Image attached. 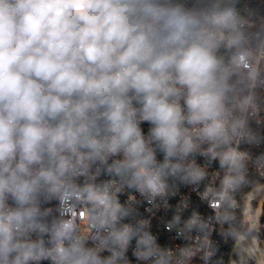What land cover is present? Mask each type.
Segmentation results:
<instances>
[{"label": "clouds", "instance_id": "obj_1", "mask_svg": "<svg viewBox=\"0 0 264 264\" xmlns=\"http://www.w3.org/2000/svg\"><path fill=\"white\" fill-rule=\"evenodd\" d=\"M208 23L229 26L182 0H0V264H114L131 229L115 228L107 186L75 183L109 157H121L110 171L149 193L197 152L219 157L223 183H232L243 154L231 143L252 96L233 103L230 81L248 64L217 57L225 37ZM243 39L230 36L227 46ZM69 189L97 210L100 228L111 221V256L87 247L74 224L39 223L41 198L63 200Z\"/></svg>", "mask_w": 264, "mask_h": 264}, {"label": "built area", "instance_id": "obj_2", "mask_svg": "<svg viewBox=\"0 0 264 264\" xmlns=\"http://www.w3.org/2000/svg\"><path fill=\"white\" fill-rule=\"evenodd\" d=\"M196 1L201 2L182 0L187 6ZM206 1V8L199 13L209 21L226 17L229 24L228 27L206 25L225 37L215 54L225 64L233 57H244L248 64L247 68L241 66L230 81L234 84L230 94L233 103L252 96V103L242 113L246 125L231 143V147L243 154V167L230 173L233 181L225 186L226 169L220 167L219 157L197 152L184 161V170L176 174L165 170L164 186L157 193H149L138 187L129 174L109 170L113 161L121 157H109L106 164H94L86 175L77 177L75 183L81 188L86 184L107 186L113 197L112 211L117 217L115 228L127 225L132 233L125 250L115 248L122 254L114 264H231L239 253L240 235L264 238V213L260 225L253 228L244 216L250 194L255 193L251 198L253 210L258 206L256 194L264 185V0ZM235 35L243 36L242 43L228 47L227 38ZM252 68L259 73L255 82L248 78ZM235 114L241 115L239 111ZM141 127L147 136L149 125L145 122ZM206 149L207 145L203 150L206 152ZM157 159L163 161L159 152ZM188 165L202 170L203 177L193 179ZM63 196V200L41 198L40 208L46 215L39 223L48 229L60 221L74 224L76 234L86 240L87 247H102L100 256H111L108 250L114 247L109 238L113 230L111 221L100 228L99 214L86 198L71 189ZM140 240L148 243L140 244ZM148 250L152 257L140 258L138 254Z\"/></svg>", "mask_w": 264, "mask_h": 264}, {"label": "rangeland", "instance_id": "obj_3", "mask_svg": "<svg viewBox=\"0 0 264 264\" xmlns=\"http://www.w3.org/2000/svg\"><path fill=\"white\" fill-rule=\"evenodd\" d=\"M254 194H250L244 213L245 220L251 228L257 227L261 223V217L264 213V185L262 190L256 194L258 206L252 210L251 198ZM237 248L239 253L232 258L231 264H249L252 261H255V264H264V238L259 239L257 236L244 233L239 236Z\"/></svg>", "mask_w": 264, "mask_h": 264}, {"label": "trees", "instance_id": "obj_4", "mask_svg": "<svg viewBox=\"0 0 264 264\" xmlns=\"http://www.w3.org/2000/svg\"><path fill=\"white\" fill-rule=\"evenodd\" d=\"M206 3H207L206 0H201V2L200 1H196V2L190 3L189 7H193L194 6L198 10V12H202V10H204L206 8V6H207Z\"/></svg>", "mask_w": 264, "mask_h": 264}, {"label": "water", "instance_id": "obj_5", "mask_svg": "<svg viewBox=\"0 0 264 264\" xmlns=\"http://www.w3.org/2000/svg\"><path fill=\"white\" fill-rule=\"evenodd\" d=\"M201 15H202V14H201ZM202 16H203V15H202ZM257 235H259V236H260V233H258V232H257Z\"/></svg>", "mask_w": 264, "mask_h": 264}]
</instances>
